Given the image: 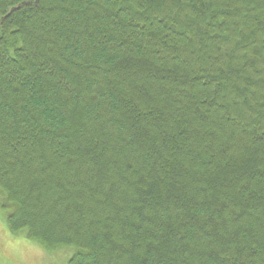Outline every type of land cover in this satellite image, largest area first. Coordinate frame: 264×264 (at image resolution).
Wrapping results in <instances>:
<instances>
[{"label":"trees","instance_id":"1","mask_svg":"<svg viewBox=\"0 0 264 264\" xmlns=\"http://www.w3.org/2000/svg\"><path fill=\"white\" fill-rule=\"evenodd\" d=\"M0 206L68 264H264V0H0Z\"/></svg>","mask_w":264,"mask_h":264},{"label":"rangeland","instance_id":"2","mask_svg":"<svg viewBox=\"0 0 264 264\" xmlns=\"http://www.w3.org/2000/svg\"><path fill=\"white\" fill-rule=\"evenodd\" d=\"M75 252L74 246L46 249L28 238L25 231H11L7 213L0 206V264H68Z\"/></svg>","mask_w":264,"mask_h":264}]
</instances>
